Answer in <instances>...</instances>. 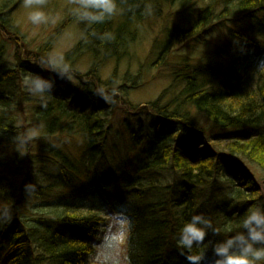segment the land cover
Masks as SVG:
<instances>
[{
  "label": "trees",
  "instance_id": "obj_1",
  "mask_svg": "<svg viewBox=\"0 0 264 264\" xmlns=\"http://www.w3.org/2000/svg\"><path fill=\"white\" fill-rule=\"evenodd\" d=\"M166 1L121 0L119 6L124 11L92 29L85 26L82 39L68 55L90 50L96 71L90 74L96 75L104 53L107 60L119 59L123 55L120 52L126 53L139 25L147 20L148 16L142 14L144 5L152 10ZM186 1L189 0H185L187 4ZM197 1L204 2V6L196 16L192 15L191 26L168 33L159 53L166 61L177 45L204 37L209 27L222 24L238 35L228 27L227 20L234 23L264 11V0ZM221 5L223 9L215 13ZM130 7L134 15L127 11ZM2 14L0 9L2 30L12 29L18 38L19 29L5 22ZM93 29L97 33L110 32L115 38L108 42L90 35L85 38ZM243 36L245 42L256 44L252 34ZM241 49L236 50L225 69L214 63L181 62L173 80L174 91L182 85L178 97L170 102L166 93L161 94L149 103L148 112L139 121L128 123L133 153L118 169L110 167L108 173L96 167L99 159L106 156L115 111L108 90L80 80L75 86L52 72L24 64L26 60L18 67H7L0 57V146L11 145L9 136L23 129L19 103L29 99L34 102L32 115L43 136L82 134L89 151L93 150L87 169L93 168L88 175L73 174L68 154L57 152L61 157L56 161L60 180L68 183V192L55 197L51 184L27 175L18 194L6 198L17 212L0 225V264H108L94 261L93 256L116 248L114 241L103 236L105 230L114 234L113 227L121 230L115 237L126 235L128 264H189L188 253L181 254L175 236L191 215L202 213L215 226L230 225L234 232L240 230V220L249 207L264 202L259 178L245 166L254 164L264 170V79L258 84L262 71L264 78V57L257 63L254 48ZM27 73L56 79L47 108L21 87ZM91 80L101 81L98 75ZM255 83L257 87L253 89ZM115 87L120 89V85ZM101 89L105 96L98 94ZM190 107L215 127L197 128ZM33 197L41 202L31 201ZM37 204H48V210H37ZM112 219L116 220L110 225ZM102 226H106L103 231ZM223 238L210 232L205 245L194 247L192 254L205 252L204 264H211L212 245Z\"/></svg>",
  "mask_w": 264,
  "mask_h": 264
},
{
  "label": "rangeland",
  "instance_id": "obj_2",
  "mask_svg": "<svg viewBox=\"0 0 264 264\" xmlns=\"http://www.w3.org/2000/svg\"><path fill=\"white\" fill-rule=\"evenodd\" d=\"M169 1L156 7V9H152V14L147 15V20L139 25L133 40L126 47V53L120 52L123 55H119V59L107 60V53L100 56V63L97 65L98 73L93 76L96 78L98 75L101 81H95L91 80L93 76L90 74L91 71H95L93 70L94 57L90 50L81 49V52L78 50L70 54L71 57L68 55L82 39L85 27L83 23L76 22L71 14L74 0H46L44 10L49 14L50 22L41 26H34L27 21L26 10L22 8V0H0V9L3 11L2 17L6 18L4 21L19 29L20 32L19 35L17 34V38L16 35H13L12 29H10L11 32L2 30L0 23V36H2V38L0 37V57L5 66L15 68L26 60L24 64L30 63L31 66L47 73L51 71L39 65L40 58L36 55L38 53H42L43 56L62 54L73 67L75 79L72 83L75 86L79 85V80L91 82L96 86L102 85L108 90L107 95L113 96L114 103L112 106L115 111L111 118V129L105 146L106 156L99 159L96 164L100 172L108 173L110 167L118 169L122 161L133 153L131 147L134 146V140L130 133L131 130L128 132L127 129L129 122L133 124V122L139 121L141 116L148 112L146 110L149 103L155 101L161 94L166 93V100L170 102L178 97L182 85H180L179 90L174 91L173 80L175 70H179L181 62L191 64L214 63L215 65L220 64L225 69L230 66L234 53L240 48H250V50L254 48L257 63H260L261 58L264 57L263 11L256 13L255 16L257 17L246 16L234 23L227 20L228 27L234 29L238 35L229 32L222 24L213 28L209 27L204 37L198 40L189 39L184 44L177 45L175 51L166 61L162 58L164 55L159 56V53L165 45L168 33L176 28L188 29L193 17L204 6V2L197 0L186 1L187 4L185 0ZM222 9V5L218 6L215 13ZM198 23L196 27L199 26ZM245 34H252V39L255 42L256 38L258 43L251 45L245 42L243 36ZM236 40L239 43H236ZM224 66L227 67L224 68ZM262 74L263 71L260 73L259 81L264 79ZM256 83L251 86L253 89L257 87ZM260 83L263 81L258 82V84ZM73 84L72 86H74ZM116 85H120V89L114 88ZM96 86L94 87L96 88ZM24 100L19 103V106L22 122L25 125L17 134H25L32 128H38L39 134L27 144L23 156L15 150L14 143L9 146H0L1 226L5 225L8 217L13 218L17 212L6 198L11 199L16 193L18 194L20 184L27 175H33L34 178H39V181L51 184L52 193L55 197L69 191L68 183L60 180V172L56 165V161L61 159L56 155L58 151L60 155L68 154L67 159L73 174L79 175L81 172L88 175L91 174L93 168L87 169L93 150L89 151L82 134L43 136L41 126L36 123L32 115L34 102L29 99L24 102ZM190 111L197 128L215 127L193 107H190ZM143 119L149 122V119ZM17 134H12L9 137L13 140ZM245 166L259 178L261 187L264 188V170L254 164L247 163ZM30 200L35 203L41 202L40 198H34V200L31 198ZM37 205L39 206L37 210H48V204ZM115 220H110V225H113ZM105 228L106 226H102V231ZM113 230L115 235L121 232L114 227ZM108 231L105 230L103 236L114 241L115 235L110 230ZM125 244L126 235L123 233L122 239L119 240L115 249L100 251L93 256V260L112 264V258L115 257L119 264H128Z\"/></svg>",
  "mask_w": 264,
  "mask_h": 264
},
{
  "label": "clouds",
  "instance_id": "obj_3",
  "mask_svg": "<svg viewBox=\"0 0 264 264\" xmlns=\"http://www.w3.org/2000/svg\"><path fill=\"white\" fill-rule=\"evenodd\" d=\"M121 0H74L71 14L78 23H83L86 28L92 29L94 25L103 24L111 20L124 10L120 8ZM46 0H22V8L26 10V19L34 26L46 25L50 22L49 14L44 10ZM139 7V5H136ZM127 11L135 14L133 8ZM143 15H151V7L144 5ZM103 42L113 40L115 37L110 32L97 33L94 29L86 34ZM239 43V41H235ZM243 51V48L241 49ZM39 65L61 80L74 81L72 65L64 56L48 54L42 56ZM21 87L26 92L39 100L42 108H47V100L56 88L55 78H46L39 73H27L22 77ZM105 96L103 89L99 91ZM39 134L38 128L29 129L25 134H17L13 137L15 150L23 156L27 144ZM27 187V186H26ZM10 221V217H8ZM212 233L224 238L212 245L213 259L211 264H264V202L253 204L240 220V230L234 232L230 225L223 228L215 226L212 219L204 214H193L185 220L175 236L176 246L181 254L186 255L189 264H204L205 252L193 253L194 247L200 249L205 245V239ZM120 237H113L118 246ZM211 243V242H210ZM99 259V257H98ZM112 264H119L113 257Z\"/></svg>",
  "mask_w": 264,
  "mask_h": 264
}]
</instances>
